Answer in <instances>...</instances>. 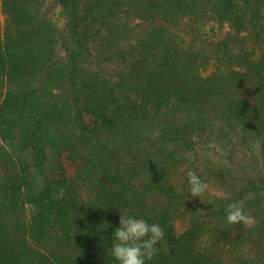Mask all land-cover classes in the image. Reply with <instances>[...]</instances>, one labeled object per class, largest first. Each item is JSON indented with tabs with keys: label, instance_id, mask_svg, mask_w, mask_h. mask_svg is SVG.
I'll return each mask as SVG.
<instances>
[{
	"label": "trees",
	"instance_id": "obj_1",
	"mask_svg": "<svg viewBox=\"0 0 264 264\" xmlns=\"http://www.w3.org/2000/svg\"><path fill=\"white\" fill-rule=\"evenodd\" d=\"M56 2L64 27L46 0H0V264H118L121 211L163 229L146 264H264L236 255L226 209H204L187 177L264 204V162L238 177L208 158L264 154V0ZM223 21L235 34L206 37ZM32 168L43 187L27 197Z\"/></svg>",
	"mask_w": 264,
	"mask_h": 264
},
{
	"label": "rangeland",
	"instance_id": "obj_2",
	"mask_svg": "<svg viewBox=\"0 0 264 264\" xmlns=\"http://www.w3.org/2000/svg\"><path fill=\"white\" fill-rule=\"evenodd\" d=\"M46 11L53 22H56L60 27H64L65 21L59 14V6L56 0H46ZM5 21L6 16L0 6V33H2ZM131 23L133 25L141 24V22L136 18H131ZM187 23V25H194L193 21H189ZM230 33L235 34V31L228 25L226 21H223L220 24H215L213 33H209L206 37L219 39ZM108 68L110 67H105V70H109ZM212 69L213 66L210 65L203 70V73H207ZM4 90V82L0 80V96ZM5 145L12 154L28 159L29 154L27 152L20 151L16 145L8 143ZM196 150L198 152L200 151L199 144L197 145ZM209 153L210 154L208 155V158L212 160L213 163L230 166L238 177L253 176L256 172V169L258 168V166L255 168L253 163L256 160L259 161L260 165L264 162V154L260 146H255L254 149L247 150L229 143L227 146H216L215 150H211ZM212 166L213 165H207V168L212 169ZM260 168H264V165ZM219 179L224 180V178ZM31 180V186L28 189H25V194L27 197L34 196L43 187V182L41 181L36 168L31 169ZM237 181L240 182V179ZM216 182L210 183L208 185V190L203 193L200 198L198 197L200 203H204V209H218L221 207L226 209L229 203L239 201L235 197H229L228 192L219 186L220 182ZM85 196H90V192L87 191L84 194V197ZM24 208L27 218H30L31 215L36 211V206L28 201L25 203ZM244 210L248 215L254 218L255 222L251 226H245L243 224L229 225L226 221L225 215L222 217L221 221L219 220L222 228L221 232L226 233L230 239L238 242V249L236 252L238 257L258 259L260 256L264 255V204L260 209L244 206ZM217 212L213 213L214 216L218 214ZM215 218L218 219V216H215ZM215 218H212L214 223H216ZM180 229H182V224L179 225V230ZM222 252L226 257H231L228 255L226 249H224Z\"/></svg>",
	"mask_w": 264,
	"mask_h": 264
},
{
	"label": "clouds",
	"instance_id": "obj_3",
	"mask_svg": "<svg viewBox=\"0 0 264 264\" xmlns=\"http://www.w3.org/2000/svg\"><path fill=\"white\" fill-rule=\"evenodd\" d=\"M191 197H201L209 186L194 170L187 171ZM226 221L231 224L251 226L255 221L244 210V201L229 203ZM111 255L118 264H146L153 259L156 245L163 239V229L158 224H149L143 218L120 213L119 226L112 233Z\"/></svg>",
	"mask_w": 264,
	"mask_h": 264
}]
</instances>
